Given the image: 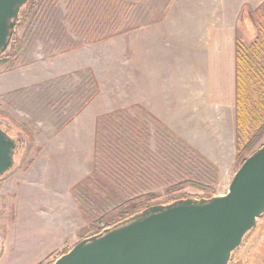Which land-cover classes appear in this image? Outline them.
<instances>
[{
	"label": "rangeland",
	"instance_id": "1",
	"mask_svg": "<svg viewBox=\"0 0 264 264\" xmlns=\"http://www.w3.org/2000/svg\"><path fill=\"white\" fill-rule=\"evenodd\" d=\"M245 1L141 0L137 15L131 12L133 24L100 37L115 25L114 4L75 0L87 8L74 18L68 0H39L25 26L17 27L23 49L0 67V123L24 141L17 167L0 185V264H53L136 192L162 202L203 196L198 186L228 191L240 168L234 116L219 103L223 92L214 73L209 80L207 64L215 54L208 51H219L218 38L234 37L241 15L239 41L262 49L252 73V96L261 95L264 5L259 22L257 10L248 19ZM85 33L96 35L85 40ZM122 112L128 127L140 128L147 161L111 141ZM263 143L264 135L252 151ZM184 181L194 185L167 194ZM257 227L243 255L264 264V221Z\"/></svg>",
	"mask_w": 264,
	"mask_h": 264
},
{
	"label": "water",
	"instance_id": "2",
	"mask_svg": "<svg viewBox=\"0 0 264 264\" xmlns=\"http://www.w3.org/2000/svg\"><path fill=\"white\" fill-rule=\"evenodd\" d=\"M29 1L0 0V57L10 50ZM23 147L0 123V181L17 167ZM263 217L264 144L247 157L225 194L152 205L82 239L53 264H230Z\"/></svg>",
	"mask_w": 264,
	"mask_h": 264
},
{
	"label": "crops",
	"instance_id": "3",
	"mask_svg": "<svg viewBox=\"0 0 264 264\" xmlns=\"http://www.w3.org/2000/svg\"><path fill=\"white\" fill-rule=\"evenodd\" d=\"M110 4H114L117 7L118 14H115L114 21L116 27H126L134 23L131 12L133 11L137 15L136 4H142L141 0H108ZM244 3L247 4L249 9L248 19L255 18V13L253 11L257 10L258 12V21L263 17L262 7L264 5V0H246ZM141 9L138 8V11ZM244 10V9H243ZM119 16V22H118ZM241 15L236 19V24L234 26V37H226V42L228 46L226 47L231 49L229 51H222L223 37L217 39V47L219 51L210 50L209 54L212 55L215 59L214 63L207 64L209 80L212 81L210 74L215 75L214 83L220 85V90L223 92V99L220 98L222 108L226 114L234 116V163L238 160L241 149L243 146L256 135L260 128L264 125V71L262 77V91L259 97L252 96V90L254 93L256 88L255 78L256 74L254 72L253 65H258L261 62L259 61L262 54V49L259 44H251L250 46L246 45L247 48V58H246V72L244 73V81H240V50H239V41L238 38V23L241 22ZM253 27H257L258 23L251 22ZM261 26V25H260ZM214 40H212V43ZM243 43V42H242ZM211 48H214L211 47ZM216 55L219 58L225 57L228 59L226 63H219V60L216 61ZM219 69V72H218ZM223 70L225 72V78H223ZM218 76V78H217ZM254 131L253 135L250 136V132ZM247 140V143L244 142ZM264 144V143H263ZM261 144V145H263ZM260 145V146H261Z\"/></svg>",
	"mask_w": 264,
	"mask_h": 264
},
{
	"label": "trees",
	"instance_id": "4",
	"mask_svg": "<svg viewBox=\"0 0 264 264\" xmlns=\"http://www.w3.org/2000/svg\"><path fill=\"white\" fill-rule=\"evenodd\" d=\"M68 9L70 10V12H72L73 16L75 18V14L76 16L79 14L78 13V9H85L87 8V6H80V4L77 7V3H75V0H68ZM108 1V0H107ZM73 2V3H72ZM39 0H30L29 3L27 4V6H25L22 9L21 12V16L19 21H18V28H23L26 24L27 21V17H29L31 15V13L36 10L37 8H39ZM75 22L73 20L72 25H74ZM126 27H116L114 25H110L107 26L103 31H101V36H107L110 35L111 33L115 32V31H120L122 28H127ZM96 34H86L84 35V39L85 40H91L95 37ZM23 49V42L22 39H20L17 34L14 36L11 46H10V50H8V52L3 55L2 57H0V67H4L6 66L11 60L17 58V54L19 51H21ZM239 50H240V81H244V73L246 72V58H247V48L246 46L240 42L239 43ZM119 118H121V125L119 127H117L116 130L113 129L112 134H110L111 137V141L113 140H119L120 141V145L123 149L122 152H129L130 154H139L141 156H144L145 161H147V155H145V149H144V137L142 135V132L140 130V128H137L135 125H132L130 127H128L126 125V117H125V113L122 112L120 114ZM117 115V117H118ZM105 128V123L102 122L101 123V129ZM11 128V133L13 136H17L19 137L22 141L23 138L21 136H19L18 134H16L13 130L12 127ZM105 131V129H104ZM115 132V133H114ZM264 135V125L260 128V130L256 133V135L247 143V145L243 146L240 152V155L238 157V163L240 164V166L246 161L248 155L250 153H252L253 148L256 146V144L258 143L259 139L261 138V136ZM111 144L109 142H105V150L109 151V149L111 148L110 146ZM24 147L21 151V153L23 152ZM110 152V151H109ZM196 157V156H195ZM195 161V158H194ZM12 173V172H11ZM10 174V173H9ZM8 174V175H9ZM6 175L4 178L1 179L0 181V185L3 183V181L5 180V178L8 176ZM194 185L193 183H191L190 181H184V182H180L174 186H171L170 188H168L167 190V194H174L175 192L179 191V190H183L185 187L187 186H191ZM202 191H203V196L200 197H212L215 195L214 193V189L210 186H198ZM172 199H168V200H164L162 202H157V198L158 196L154 193H143V194H139L138 192H136L135 194H133V196L130 198L129 201H127L126 203H124L122 206L117 207L111 211H109L105 216H103L99 221H97L95 224H93L91 226L90 229H87L83 232V239L86 237H89L91 235H86V233L90 230L93 231V234H97L100 231H102L104 228L106 227H110L112 225H115L116 223L136 214L141 212L142 210L152 206V205H156V204H162V203H167L170 202L172 200H176L179 199L181 197H173L171 196ZM191 197V196H188ZM193 197V196H192ZM264 221V217L262 219ZM104 223V228H100L99 224ZM68 252V251H67ZM65 252V253H67ZM64 253V254H65ZM0 257H1V253H0Z\"/></svg>",
	"mask_w": 264,
	"mask_h": 264
},
{
	"label": "flooded vegetation",
	"instance_id": "5",
	"mask_svg": "<svg viewBox=\"0 0 264 264\" xmlns=\"http://www.w3.org/2000/svg\"><path fill=\"white\" fill-rule=\"evenodd\" d=\"M257 231H258V227L247 235V237L244 239V242L242 243L241 247L233 254L230 264H251L247 260V257H244L243 254L247 251L245 249V247L248 246V243L250 242L251 238L255 235V233ZM257 253H259V251ZM255 254H256V252H255Z\"/></svg>",
	"mask_w": 264,
	"mask_h": 264
}]
</instances>
